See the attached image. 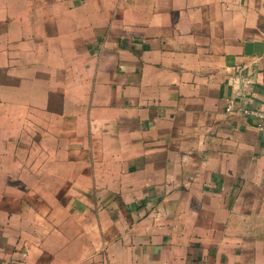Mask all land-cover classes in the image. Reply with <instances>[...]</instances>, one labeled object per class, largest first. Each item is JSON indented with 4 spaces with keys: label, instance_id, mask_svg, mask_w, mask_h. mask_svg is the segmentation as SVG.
<instances>
[{
    "label": "crops",
    "instance_id": "1",
    "mask_svg": "<svg viewBox=\"0 0 264 264\" xmlns=\"http://www.w3.org/2000/svg\"><path fill=\"white\" fill-rule=\"evenodd\" d=\"M263 102L264 0H0V264H264Z\"/></svg>",
    "mask_w": 264,
    "mask_h": 264
},
{
    "label": "built area",
    "instance_id": "2",
    "mask_svg": "<svg viewBox=\"0 0 264 264\" xmlns=\"http://www.w3.org/2000/svg\"><path fill=\"white\" fill-rule=\"evenodd\" d=\"M226 110L228 112H232L233 108L229 104L228 107L226 108ZM242 114L255 117L258 120V127L261 130H264V102L256 108H252V109L245 108V109H243Z\"/></svg>",
    "mask_w": 264,
    "mask_h": 264
}]
</instances>
